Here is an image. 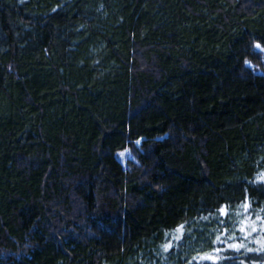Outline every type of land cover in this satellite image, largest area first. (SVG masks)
Returning <instances> with one entry per match:
<instances>
[{"label": "trees", "instance_id": "16d2710c", "mask_svg": "<svg viewBox=\"0 0 264 264\" xmlns=\"http://www.w3.org/2000/svg\"><path fill=\"white\" fill-rule=\"evenodd\" d=\"M255 44L264 0H0V264H264Z\"/></svg>", "mask_w": 264, "mask_h": 264}, {"label": "rangeland", "instance_id": "374dc122", "mask_svg": "<svg viewBox=\"0 0 264 264\" xmlns=\"http://www.w3.org/2000/svg\"><path fill=\"white\" fill-rule=\"evenodd\" d=\"M255 47L258 49V51H261V55H260L261 65H258L257 63H255V65L253 64V66L257 72L264 74V49H262L259 44H255ZM117 157L120 159L123 166H125L127 160H130L133 158V156L131 155V152L128 149L119 153Z\"/></svg>", "mask_w": 264, "mask_h": 264}, {"label": "snow or ice", "instance_id": "6c2138e0", "mask_svg": "<svg viewBox=\"0 0 264 264\" xmlns=\"http://www.w3.org/2000/svg\"><path fill=\"white\" fill-rule=\"evenodd\" d=\"M182 227V226H181Z\"/></svg>", "mask_w": 264, "mask_h": 264}]
</instances>
